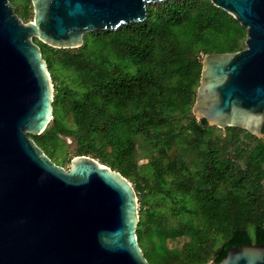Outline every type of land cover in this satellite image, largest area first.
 <instances>
[{
	"label": "trees",
	"instance_id": "16d2710c",
	"mask_svg": "<svg viewBox=\"0 0 264 264\" xmlns=\"http://www.w3.org/2000/svg\"><path fill=\"white\" fill-rule=\"evenodd\" d=\"M21 6L31 21L30 0ZM146 13L142 23L86 33L75 49L33 39L54 99L46 129L28 137L54 163L70 139L73 157L133 183L149 264L219 263L231 247L264 244V137L232 127L220 136L191 110L203 57L245 49L246 30L210 0L147 4Z\"/></svg>",
	"mask_w": 264,
	"mask_h": 264
},
{
	"label": "water",
	"instance_id": "95a60500",
	"mask_svg": "<svg viewBox=\"0 0 264 264\" xmlns=\"http://www.w3.org/2000/svg\"><path fill=\"white\" fill-rule=\"evenodd\" d=\"M26 23L0 0V264H149L137 241L138 199L118 171L89 156L68 169L28 137L53 115L40 47L75 49L86 33L145 21L167 0H30ZM246 30L245 49L203 57L192 115L210 127L264 136V0H210ZM264 264V244L231 247L219 262Z\"/></svg>",
	"mask_w": 264,
	"mask_h": 264
},
{
	"label": "rangeland",
	"instance_id": "374dc122",
	"mask_svg": "<svg viewBox=\"0 0 264 264\" xmlns=\"http://www.w3.org/2000/svg\"><path fill=\"white\" fill-rule=\"evenodd\" d=\"M10 4L13 6L14 8V12L15 14L21 19L20 15H19V12L21 11L22 9V4L24 2H26V0H9ZM30 13H31V17L29 20H32L33 19V8H32V4H31V1H30ZM22 20V19H21ZM22 22L25 23V21L22 20ZM85 37V35H84ZM218 131L216 132L218 135L220 136H223L225 135V131H223L222 129H219L217 128ZM264 137V136H263ZM74 150H75V145L73 143H71V140L70 139H65V146H60V148L55 152V156L57 158V162L55 163H59L58 165L63 167L64 169H68L69 168V164L67 163L68 159L72 158L73 155L75 154L74 153ZM64 158L65 159V163L63 164H60V160ZM146 160L145 159H142L138 162V166L145 163ZM131 183V182H130ZM131 185L133 186V183H131ZM183 244V241H178V242H175V243H168V246L171 247V246H176L178 248H180Z\"/></svg>",
	"mask_w": 264,
	"mask_h": 264
}]
</instances>
